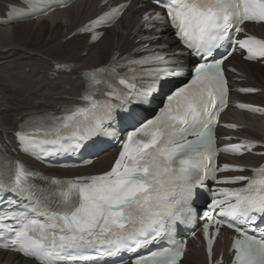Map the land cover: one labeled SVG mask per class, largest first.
Masks as SVG:
<instances>
[{"label":"snow or ice","instance_id":"snow-or-ice-1","mask_svg":"<svg viewBox=\"0 0 264 264\" xmlns=\"http://www.w3.org/2000/svg\"><path fill=\"white\" fill-rule=\"evenodd\" d=\"M152 3L140 22L151 34L141 35L131 53L116 52L107 64L80 71L83 103L66 105L59 115L29 114L14 133L20 149L37 159L103 151V143L114 140L120 151L113 166L65 180L0 157V248L38 264H180L186 242L176 237L201 220L210 261L216 237L227 227L236 233L232 264H264V164L216 163L221 151L243 155L264 144L244 139L218 148L215 137L228 107L224 62L238 48L249 60L264 57V39L244 27L264 22V0ZM127 7L109 8L81 31L113 22ZM168 27L181 46L177 50L159 43ZM186 58L193 64L190 79L171 90V80L186 74ZM161 95L164 106L146 118ZM239 107L264 112L251 104ZM246 169L252 175L217 176Z\"/></svg>","mask_w":264,"mask_h":264},{"label":"bare ground","instance_id":"bare-ground-1","mask_svg":"<svg viewBox=\"0 0 264 264\" xmlns=\"http://www.w3.org/2000/svg\"><path fill=\"white\" fill-rule=\"evenodd\" d=\"M120 2L130 3L129 7L115 25L104 29L99 41L94 42L90 35L82 33L81 29L108 5ZM14 7L27 8V5L24 0H0V156H21L40 174L51 176L74 177L107 171L115 152H105L89 167L50 169L31 157L22 156L14 133L29 114L51 112L59 115L64 106L76 105L83 84L80 71L107 64L116 52L131 53L138 46L141 35L151 34L140 22L144 12L155 6L150 0H78L65 9L58 8L24 20L13 18L18 14L12 11ZM253 30L264 36V26L253 27ZM161 36L163 39L159 43L167 41L169 50L181 47L168 28ZM229 63L240 70L239 74H231L233 85L257 88L259 93L247 100L264 105V65L244 61L239 55H233ZM56 65H61V70H57ZM190 65L191 58H186L185 67ZM225 119L243 126L227 134L264 140V116L230 108ZM242 160L259 165L264 157L247 155ZM228 246L225 234L224 240L217 243V253ZM0 264L38 263L16 253L0 251ZM181 264H208L204 248L191 243Z\"/></svg>","mask_w":264,"mask_h":264}]
</instances>
